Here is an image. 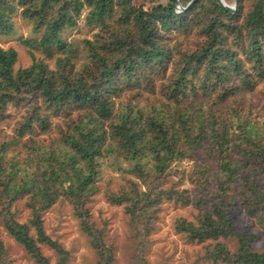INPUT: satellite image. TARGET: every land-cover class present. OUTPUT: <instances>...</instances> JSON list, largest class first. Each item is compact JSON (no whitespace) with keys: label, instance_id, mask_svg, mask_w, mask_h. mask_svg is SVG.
<instances>
[{"label":"trees","instance_id":"trees-1","mask_svg":"<svg viewBox=\"0 0 264 264\" xmlns=\"http://www.w3.org/2000/svg\"><path fill=\"white\" fill-rule=\"evenodd\" d=\"M224 1L196 0L180 12L174 0H0V36L13 32L19 15L31 23L32 36L21 41L32 56L54 60L15 70L16 50L0 47V119L10 107L24 108L12 136L0 130V221L36 264H48L43 244L60 254L57 264L66 261L42 222L60 199L79 219L97 264L113 261L89 209L106 155L129 162L144 186L128 180L107 193L129 214L138 250L167 198L198 208L194 220L179 218L174 228L203 243L208 260L264 264V252L252 249L255 236L237 231L230 211L244 207L264 232V122L240 108V96L264 79V0ZM85 7L87 23L99 29L84 39L77 67L80 50L63 32ZM184 160L192 161V190L162 189L172 164ZM20 202L24 222L13 209ZM0 264H13L1 239Z\"/></svg>","mask_w":264,"mask_h":264},{"label":"rangeland","instance_id":"rangeland-1","mask_svg":"<svg viewBox=\"0 0 264 264\" xmlns=\"http://www.w3.org/2000/svg\"><path fill=\"white\" fill-rule=\"evenodd\" d=\"M153 1L166 2L167 0H132V3L148 5ZM235 1L231 0V7L236 6ZM252 1L246 0V5H250ZM117 6L115 3L114 7ZM88 10L89 8L85 7L77 24L63 32V37L75 44L80 50L78 58L74 59L77 67L85 58L84 39H92L94 33L99 29L97 25L87 23L85 16ZM29 36H32L31 23L23 20L19 15L14 18L13 32L0 36V47H13L17 52L15 70L29 66L33 60L38 58L46 59L42 53L37 51H33L32 56L30 47L22 43V37ZM179 37L184 40L182 36ZM46 60L50 66H53L54 60ZM254 84L253 91L240 96L244 99V103L239 107L241 113L249 112L250 119L254 123L262 124L264 122V79L258 80ZM8 111L11 115L6 119H0V130H3L6 138L13 135L12 128L18 120V116L24 112V108L10 107ZM99 161L101 167L96 179L98 189L90 199L89 209L95 227L102 230L105 244L112 247L114 259L111 264H215L205 257L206 246L203 243L190 242L185 238V235L178 233L174 228L175 221L179 218L194 220L198 214V208L192 204L184 205L167 198H164L160 203L157 218L150 222L152 228L147 240H145L146 244L138 250L139 242L133 236L129 214L125 211L124 205L111 204L107 198V193L117 192L128 180L135 181L143 189L144 186L137 176L129 172L132 168L130 163L120 156L106 155ZM191 163V160L173 163L168 170L169 172L161 179V188L178 191L192 190L189 176ZM13 209L15 210V217L19 221H26L28 211L22 202L14 205ZM230 211L237 231L254 235L252 249L264 252V232L256 224L254 217L249 215L242 206H231ZM42 217L45 233L57 241L62 249L67 252L64 264H97L98 255L90 245L86 233L80 227L79 219L74 215L67 200L56 201L44 210ZM0 239L13 264H36L24 247L8 234L1 221ZM230 244L237 245L235 240ZM41 250L47 257L48 264H57L60 260V254L53 247L43 244Z\"/></svg>","mask_w":264,"mask_h":264},{"label":"water","instance_id":"water-1","mask_svg":"<svg viewBox=\"0 0 264 264\" xmlns=\"http://www.w3.org/2000/svg\"><path fill=\"white\" fill-rule=\"evenodd\" d=\"M195 1H196V0H191V1L188 2L187 5L184 6V7L180 4L179 0H174V4H175L176 8L181 12V11H184V10H186L187 8H189V7H190ZM221 1L224 3V5H226L224 0H221ZM235 2L237 3V0H236Z\"/></svg>","mask_w":264,"mask_h":264}]
</instances>
